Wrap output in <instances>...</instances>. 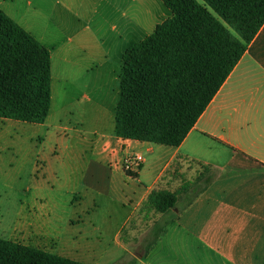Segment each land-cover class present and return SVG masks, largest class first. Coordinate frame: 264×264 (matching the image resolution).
Listing matches in <instances>:
<instances>
[{"label":"crops","instance_id":"1","mask_svg":"<svg viewBox=\"0 0 264 264\" xmlns=\"http://www.w3.org/2000/svg\"><path fill=\"white\" fill-rule=\"evenodd\" d=\"M129 1L0 0V7L51 51L52 106L39 124L65 132L63 118L71 114L81 131L97 136L93 148L99 162L87 184L90 192L70 196L72 205H90L70 220L74 243H97L88 247L90 264H264V25L181 145H155L114 131L126 42L146 26L144 14L130 18ZM108 6L119 11L108 15ZM214 146L230 157L228 164L205 158ZM155 150L159 153L149 159L145 151ZM134 154L144 158L136 176L125 169V158ZM178 157L212 164L219 174L190 205L176 208L178 218L171 221L143 205L158 187L179 188L166 175ZM116 175L124 184L117 196ZM98 195L119 200L123 210L100 208ZM150 212L166 224L157 220L153 231L140 228L136 235L138 224L149 226L154 219ZM132 237L139 238L136 249ZM98 243L112 245L99 248Z\"/></svg>","mask_w":264,"mask_h":264},{"label":"trees","instance_id":"2","mask_svg":"<svg viewBox=\"0 0 264 264\" xmlns=\"http://www.w3.org/2000/svg\"><path fill=\"white\" fill-rule=\"evenodd\" d=\"M162 1L172 15L124 52L114 131L179 146L264 25V0ZM52 94L50 49L0 7V118L44 123ZM193 161L195 179L154 189L143 209L175 221L219 174ZM0 264L90 263L0 237Z\"/></svg>","mask_w":264,"mask_h":264},{"label":"rangeland","instance_id":"3","mask_svg":"<svg viewBox=\"0 0 264 264\" xmlns=\"http://www.w3.org/2000/svg\"><path fill=\"white\" fill-rule=\"evenodd\" d=\"M158 1L145 0L144 3L142 0L129 1L127 11L130 18L140 16L141 19L144 14L146 26L144 32H138L128 38L125 48L145 38L158 24L172 15L164 3ZM19 11L24 16V9ZM106 11L108 15H115L119 9L108 6ZM62 123L69 128L65 132H56L54 127L38 123L0 118V237L61 255L69 254L71 258H83L84 261L91 263L93 255L88 247L97 243H89L84 239L74 243V227L70 222L71 219H76L74 217L81 210L88 209L90 205L86 203L81 205L80 201L72 205L70 196L86 191V188L90 192L87 184L91 181L92 168L99 162L93 148L97 136L81 131V127L76 124L75 116L71 114L64 115ZM197 146L195 142L194 148ZM204 147L209 148L207 145ZM145 153L149 159H153L159 151ZM205 158H209L210 162L217 166L230 162V157L222 153L218 146H214ZM200 169L197 162L178 157L166 175L167 178L171 177V182H174L172 186L177 189L183 180L195 179ZM109 176L110 173L107 174V177ZM104 183L105 176L102 175L100 187ZM123 185L122 178L116 175L114 181L116 196L122 191ZM98 199L100 208L123 210L119 200H109L101 195H98ZM149 215L154 219H148L149 226H144V222L138 224L136 235L146 230L153 231L157 220L159 226L166 224L164 220L159 219V215L151 212ZM140 228L142 231L138 232ZM52 238L60 239L64 243L50 242ZM94 239L90 238L91 241ZM138 241L139 238H130L132 244L139 243ZM108 244L112 245L98 243L97 247H105ZM136 247V244H133V248ZM64 248L69 253H64Z\"/></svg>","mask_w":264,"mask_h":264},{"label":"built area","instance_id":"4","mask_svg":"<svg viewBox=\"0 0 264 264\" xmlns=\"http://www.w3.org/2000/svg\"><path fill=\"white\" fill-rule=\"evenodd\" d=\"M143 155L134 154L125 158V169L127 171L137 170L143 162Z\"/></svg>","mask_w":264,"mask_h":264}]
</instances>
